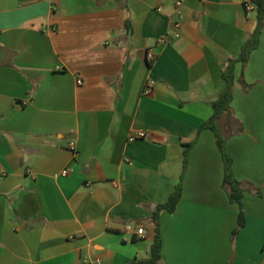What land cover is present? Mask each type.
<instances>
[{
    "label": "crops",
    "instance_id": "1",
    "mask_svg": "<svg viewBox=\"0 0 264 264\" xmlns=\"http://www.w3.org/2000/svg\"><path fill=\"white\" fill-rule=\"evenodd\" d=\"M176 1L0 0V264L147 258L177 186L161 264H264V29L219 120L240 207L201 127L256 14L248 0H185L180 14Z\"/></svg>",
    "mask_w": 264,
    "mask_h": 264
},
{
    "label": "trees",
    "instance_id": "2",
    "mask_svg": "<svg viewBox=\"0 0 264 264\" xmlns=\"http://www.w3.org/2000/svg\"><path fill=\"white\" fill-rule=\"evenodd\" d=\"M255 6V14L257 20V27L254 33L249 37L247 42L244 44L242 53L238 59L230 60L228 66L223 71V81L224 87L218 96V98L213 102L214 113L212 117L202 125L201 129L211 130L215 134L216 143L219 151L221 152L223 162L225 165V178L224 187L227 189L229 194V199L232 203H237L242 207L243 199V188L242 183L236 178L233 168V157L229 152L227 147V140L223 136L220 127L219 120L224 115L231 114V105L234 98V88L236 83L235 69L238 63H241L242 72L239 78L240 83L244 87L248 85L244 81V69L249 61V58L254 50L259 46V41L261 34L264 29V0H251ZM181 186H177L176 190L170 196L168 201L162 205H159L157 211L154 214V220L157 222L155 229V235L153 242L149 251V256L144 259H136L130 264H161L162 262V237L159 227V218L162 211H167L173 213L177 209V205L181 199ZM245 226V214L241 210L239 214L238 226L232 233L233 238L237 236L239 231Z\"/></svg>",
    "mask_w": 264,
    "mask_h": 264
},
{
    "label": "built area",
    "instance_id": "3",
    "mask_svg": "<svg viewBox=\"0 0 264 264\" xmlns=\"http://www.w3.org/2000/svg\"><path fill=\"white\" fill-rule=\"evenodd\" d=\"M184 1H185V0H177V1H176V9H177V12H178L179 14H180V9H181V7H182ZM245 9H246V11H247L248 13L255 12V6H254V4L252 3L251 0L246 1V3H245ZM181 26H182L181 21H178V22L176 23V27L179 29V28H181ZM55 31H56V29L53 28V27H48V28L44 29V32H45V33H54ZM168 41H169L168 36L161 37V38H159V39L157 40V45H163V44H166V43H168ZM147 59H148L149 61H151V62H154V61H155V59H156V55H155L153 49L149 50L148 55H147ZM79 82H80V84H82V81H79ZM153 86H154V82H153L152 80H149V81L147 82V85H146V88H145V93H146V94H150V93H152V91H153ZM145 136H146L145 133L141 132V133H137V134H135V135H131V136L129 137V140H130V141H135V140H137V139H143V138H145ZM69 145H70V147H71L72 149H75V144H74L73 142H71ZM69 172H70V171H69L68 169H65V170L62 172V175H63V176H67V175L69 174ZM126 227H127V230H128V231H136V233H137L138 235H143V234H144V229H143V228H137V229H136L135 225L132 224V223L127 224Z\"/></svg>",
    "mask_w": 264,
    "mask_h": 264
}]
</instances>
